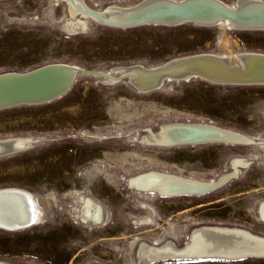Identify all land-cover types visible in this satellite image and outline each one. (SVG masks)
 <instances>
[{
	"label": "rangeland",
	"instance_id": "1",
	"mask_svg": "<svg viewBox=\"0 0 264 264\" xmlns=\"http://www.w3.org/2000/svg\"><path fill=\"white\" fill-rule=\"evenodd\" d=\"M85 1L102 9L137 0ZM222 1L233 4L236 0ZM66 17L63 0L1 1L0 74H23L50 64L106 73L113 67H154L185 56L227 52L217 28L186 22L131 28L96 24L86 34L70 36L59 26ZM227 35L238 54L264 55V30H232ZM104 80L83 75L60 99L0 111V140L35 141L29 148L0 156V188L29 191L44 212L40 225L18 232L0 229V260L130 264L138 240L160 243L166 229L175 233L179 245L199 226L240 227L264 236V223L257 215V205L264 200L260 162H264V146L161 148L139 140L148 129L184 122L214 124L262 141L264 85L226 86L193 79L143 94L125 80L116 84ZM249 155L260 158L239 179L203 196L160 197L132 191L127 184L129 177L148 170L216 179L229 170L233 157ZM85 195L108 211L107 224L80 222L78 212ZM140 203L156 210L158 226L134 224V218L149 213ZM155 264H264V258Z\"/></svg>",
	"mask_w": 264,
	"mask_h": 264
},
{
	"label": "bare ground",
	"instance_id": "2",
	"mask_svg": "<svg viewBox=\"0 0 264 264\" xmlns=\"http://www.w3.org/2000/svg\"><path fill=\"white\" fill-rule=\"evenodd\" d=\"M151 1L164 2L163 5H170L183 2L186 4L192 0H137L130 4H111L102 9H94L90 7L85 0H63L67 7V17L59 23L61 29L70 36L77 34H86L90 31L94 25L103 24L107 25L111 23H121L122 25L136 14L135 9H139L146 6ZM196 1V0H193ZM218 2L220 5L226 6L228 9H234L239 12L241 6L248 2L264 3V0H236L233 4H227L222 0H212ZM175 2V3H174ZM54 3V2H53ZM156 4V3H155ZM182 4V3H181ZM162 5V6H163ZM157 7V8H156ZM101 8V7H100ZM160 6H153L152 10H157ZM163 8V7H161ZM243 8V7H242ZM146 10L150 9L145 8ZM141 10V9H140ZM144 10V9H142ZM242 10V9H241ZM246 9L242 10L244 12ZM139 11V10H138ZM199 13H211L207 9L200 12H189L187 14H199ZM204 15V14H203ZM153 17V16H151ZM219 22L213 25H209L210 19H191L186 23H194L199 26L217 28L222 32L220 37V43L226 49V55L212 54L217 57H222L227 62V66L235 68V70L244 72L246 69L245 60L253 56H262L261 54L245 53L238 54L232 50L231 40L228 37V33L232 30H236V22L229 17L220 18ZM151 19V18H149ZM154 19V18H152ZM214 20V19H212ZM179 20H165L151 21L143 25H162L173 26L172 23L180 24ZM184 22V21H183ZM174 24V26H176ZM185 24V23H184ZM142 26V25H139ZM179 26V25H178ZM122 28H126L122 26ZM92 31V30H91ZM209 54V53H200ZM196 55V54H195ZM177 59V58H176ZM238 60V61H237ZM165 64V63H163ZM68 65V64H67ZM76 66V65H71ZM130 66H144L148 69L155 68L148 67L143 64H131L119 67L110 68L108 72L103 74L106 76L104 81L110 84H116L119 77L130 74L123 71L124 68ZM160 66V65H159ZM78 69L85 70L80 66H76ZM41 68V67H40ZM123 68V69H122ZM238 68V69H236ZM122 69V70H121ZM90 71V70H88ZM99 72V71H98ZM4 74H22V73H2ZM24 74V73H23ZM167 80H170L169 78ZM124 81V80H123ZM127 81V80H125ZM128 82V81H127ZM119 83V82H118ZM172 81L169 82L168 86ZM214 83V82H211ZM216 84V83H214ZM264 84V82L262 83ZM41 84H36L34 87H40ZM244 86V85H243ZM184 124V122L168 123L160 125L157 129H148L144 131L140 137V142L143 144L157 146L161 148H170L168 145L172 144V138L166 133L168 126L173 124ZM185 124H202L215 126L217 129L228 131L229 133L238 136L243 142L244 146L261 145L264 146V140H257L250 136H247L238 131L226 129L214 124L208 123H185ZM13 139V138H12ZM4 140V139H3ZM7 139H5L6 141ZM14 141V145L19 146L26 144L30 139L20 137ZM181 147V146H180ZM1 149V148H0ZM259 155L249 156H235L229 162V170L218 176L216 179L200 180L194 178L184 177L179 174L160 171V170H148L138 173L127 179L128 187L130 190L139 192L142 194H152L160 197H176L184 195L203 196L222 188L230 180L239 179L243 171L249 168L256 160H259ZM264 166V162L261 161ZM2 190H20L23 194L29 198H21L20 200L14 197H7L0 199V218L8 217L12 219V225L14 228H7V223L0 222V229L8 232H18L31 228L33 225L37 226L44 223V212L39 206L36 197L29 191L10 187L0 188ZM180 193H184L183 195ZM141 207L148 210L149 213L141 218H134V224L138 227H155L158 226L157 212L156 210L145 203H140ZM8 214V215H7ZM257 215L261 222L264 223V200H260L257 205ZM79 220L85 225L101 226L108 223L109 213L105 210L104 206L89 195H85L82 198L80 211L78 212ZM27 220V222H26ZM16 225V226H14ZM33 226V227H34ZM154 231V230H153ZM164 233L165 239L162 242H149L146 239H140L137 242V246L130 257V264H155L162 262L172 261H199V260H226V261H240L247 259H258L254 256L264 257V236L255 234L247 229L240 227H225V226H199L192 229L184 243L178 244L177 236L171 229H166ZM263 259V258H262ZM0 264H18L8 261L0 260Z\"/></svg>",
	"mask_w": 264,
	"mask_h": 264
},
{
	"label": "water",
	"instance_id": "3",
	"mask_svg": "<svg viewBox=\"0 0 264 264\" xmlns=\"http://www.w3.org/2000/svg\"><path fill=\"white\" fill-rule=\"evenodd\" d=\"M183 3L184 1L179 4L163 5L164 2L151 1L145 6V8L148 6L150 9L146 10L144 7L135 9L137 13L132 15L131 18L129 16V19L123 25L115 22L108 25L131 28L151 21L164 22L165 20H179L180 24H184L185 21L187 22V20L193 18H208L211 21H208L209 25H213L219 22L217 16L221 15L220 18L229 17L235 21L236 25H238L236 30H264V3L248 2L240 7L242 10L246 9L244 12H241V9L238 10L239 12L234 9H228L226 6L212 0H192L186 4ZM155 5L160 6V8L152 10ZM205 9L211 13L187 14L189 12H200ZM172 24L174 25L175 23ZM245 63L246 69L240 74V71L227 66V62L222 57L212 54H196L173 59L150 69L144 66L122 68L123 71L130 74L119 77L115 83L127 80L133 88L143 94L162 90L171 81L189 82L193 79H201L226 86L264 85L262 84L264 82V57H249L245 60ZM83 75L106 77L103 73L81 70L76 66L67 64H50L24 74L0 75V111L21 105H40L60 99L71 90L77 79ZM168 78L170 80H167ZM36 84H41V86L34 87ZM168 127L166 134L172 138V144L167 146L170 148L211 144L244 145L241 142L242 139L238 136L228 131L217 129L215 126L181 123ZM13 142L0 140V156L17 153L35 144V141L30 140L18 148ZM20 193L25 192L20 190H2L0 191V199L7 197H14L17 200L29 198ZM181 194L183 195L184 193ZM0 222L7 223V228H14L12 219L8 217H1ZM250 257L264 258L263 256L254 255Z\"/></svg>",
	"mask_w": 264,
	"mask_h": 264
}]
</instances>
